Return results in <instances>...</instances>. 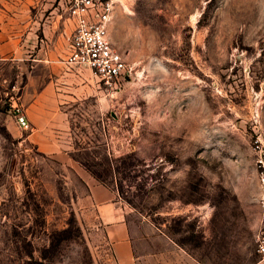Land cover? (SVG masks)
Here are the masks:
<instances>
[{
    "label": "rangeland",
    "instance_id": "1",
    "mask_svg": "<svg viewBox=\"0 0 264 264\" xmlns=\"http://www.w3.org/2000/svg\"><path fill=\"white\" fill-rule=\"evenodd\" d=\"M107 39L129 75L106 88L70 68L41 133L65 161L12 112L15 101L27 117L34 53L0 59V264H115L74 162L153 228L169 264H262L264 0H117Z\"/></svg>",
    "mask_w": 264,
    "mask_h": 264
},
{
    "label": "crops",
    "instance_id": "2",
    "mask_svg": "<svg viewBox=\"0 0 264 264\" xmlns=\"http://www.w3.org/2000/svg\"><path fill=\"white\" fill-rule=\"evenodd\" d=\"M67 2L0 0V59L22 60L30 56L25 53H34V64L22 95L27 117L33 126L30 137L42 153L62 161H65L62 157L70 155L60 149L58 141L41 133L50 132L46 126L60 116L56 92L69 93L67 80L76 76L75 71L64 63L67 38L75 28L74 18L67 13ZM73 167L86 190V204L94 210L103 228L114 263L169 264L161 249L163 239L155 235L151 226L142 222L135 225L131 221L130 211L115 189L99 183L76 162ZM155 241L161 242L156 244ZM150 244L154 245L153 249Z\"/></svg>",
    "mask_w": 264,
    "mask_h": 264
},
{
    "label": "built area",
    "instance_id": "3",
    "mask_svg": "<svg viewBox=\"0 0 264 264\" xmlns=\"http://www.w3.org/2000/svg\"><path fill=\"white\" fill-rule=\"evenodd\" d=\"M117 0H68L67 13L75 20V28L67 38L68 68H89L106 88H115L129 75L127 65L107 39V27ZM11 104L19 128L29 129L24 111L17 103ZM254 166L259 185L258 205L261 211L260 227L255 236V253L264 264V137H257L252 145Z\"/></svg>",
    "mask_w": 264,
    "mask_h": 264
},
{
    "label": "trees",
    "instance_id": "4",
    "mask_svg": "<svg viewBox=\"0 0 264 264\" xmlns=\"http://www.w3.org/2000/svg\"><path fill=\"white\" fill-rule=\"evenodd\" d=\"M126 158H128V156Z\"/></svg>",
    "mask_w": 264,
    "mask_h": 264
}]
</instances>
